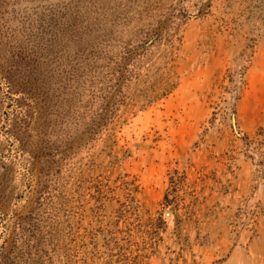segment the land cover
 Listing matches in <instances>:
<instances>
[{
  "label": "rangeland",
  "instance_id": "rangeland-1",
  "mask_svg": "<svg viewBox=\"0 0 264 264\" xmlns=\"http://www.w3.org/2000/svg\"><path fill=\"white\" fill-rule=\"evenodd\" d=\"M0 264H264V0H0Z\"/></svg>",
  "mask_w": 264,
  "mask_h": 264
}]
</instances>
